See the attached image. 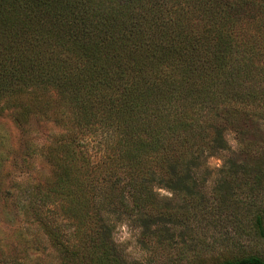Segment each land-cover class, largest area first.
Returning a JSON list of instances; mask_svg holds the SVG:
<instances>
[{"label": "trees", "instance_id": "trees-1", "mask_svg": "<svg viewBox=\"0 0 264 264\" xmlns=\"http://www.w3.org/2000/svg\"><path fill=\"white\" fill-rule=\"evenodd\" d=\"M4 115L20 128L42 120L63 130L46 150L55 179L42 201L68 223L69 242L56 223L43 226L63 262L121 264L105 214L202 223L207 206L193 188L211 176L209 157L222 160L219 198H229L228 179L258 178L264 0H0ZM1 145L0 135V157ZM259 182L257 210L234 196L223 223L264 242ZM156 188L183 197L182 218L159 204ZM212 264L264 259L227 249Z\"/></svg>", "mask_w": 264, "mask_h": 264}, {"label": "rangeland", "instance_id": "rangeland-1", "mask_svg": "<svg viewBox=\"0 0 264 264\" xmlns=\"http://www.w3.org/2000/svg\"><path fill=\"white\" fill-rule=\"evenodd\" d=\"M62 134L63 130L49 121L34 120L20 128L11 115L0 117V262L17 259L23 264H65L43 226L56 223L69 242L70 231L63 230L68 223L56 207L42 204L48 201L46 193L55 179L46 150ZM227 137L236 149L234 135ZM207 164L211 176L199 180L193 188L200 194L203 201L200 204L207 206L208 216L202 223L190 219L188 223L176 220L155 224L147 218L143 223L139 215H104L105 219H111L110 240L121 264H212L227 249L234 254L264 259V242L246 236L248 231L234 227L229 220L223 223L224 217L229 216L234 196L240 208L250 209V213L257 210L260 199L252 195L253 183L262 181L264 185V164L257 171L258 178L241 174V181L228 179L223 192L229 198L217 197L222 160L209 157ZM155 193L160 205L173 207L182 218L186 207L183 197L166 188H156Z\"/></svg>", "mask_w": 264, "mask_h": 264}]
</instances>
